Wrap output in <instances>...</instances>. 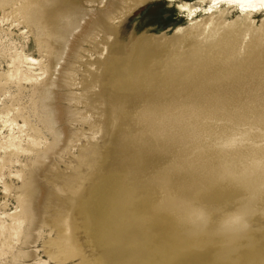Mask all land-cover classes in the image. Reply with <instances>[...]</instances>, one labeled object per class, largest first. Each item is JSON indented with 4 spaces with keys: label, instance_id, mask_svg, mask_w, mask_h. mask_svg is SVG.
<instances>
[{
    "label": "rangeland",
    "instance_id": "rangeland-1",
    "mask_svg": "<svg viewBox=\"0 0 264 264\" xmlns=\"http://www.w3.org/2000/svg\"><path fill=\"white\" fill-rule=\"evenodd\" d=\"M77 5L88 9L87 28L67 82L74 94L91 96L92 113L84 104H72L79 110L77 120L60 121L65 144L38 172L43 185L38 210L48 226L37 242L23 246L30 255L26 264H264V191L240 180L260 174L253 172L249 159L261 139L238 149L222 143L235 134H262L264 99L215 102L186 86L166 87L161 80L170 52L166 41L177 28L193 24L173 1L63 0L61 7ZM48 10L55 15V6ZM11 19L14 15L0 25V32L7 31L47 67L50 55L41 48L36 29L19 17L10 27ZM106 23L119 32L108 43L102 32L95 34ZM7 60L0 56V110H9L21 126L28 122L23 133L14 130L15 137L42 140L37 147L22 142L32 152L20 160L30 164L51 143L31 108L36 86L47 75L37 84L20 86L8 79ZM221 66L217 62L212 68ZM145 110L157 113L150 116ZM7 130L0 119V143ZM3 197L0 183V206ZM6 200V209H14L12 195ZM68 220L74 223L80 251L71 258L66 256ZM117 230L123 231L120 257L111 254L113 245L106 239Z\"/></svg>",
    "mask_w": 264,
    "mask_h": 264
},
{
    "label": "bare ground",
    "instance_id": "bare-ground-1",
    "mask_svg": "<svg viewBox=\"0 0 264 264\" xmlns=\"http://www.w3.org/2000/svg\"><path fill=\"white\" fill-rule=\"evenodd\" d=\"M171 1L193 24L185 29L177 28L176 33L166 41L165 45L170 52L168 51L165 63V76L161 79L166 87L171 88L172 85V88L176 89L186 86L194 94L205 95L202 98L213 97L215 102L264 99V18L259 20L264 17V0H197L194 3L189 0ZM62 3L63 0H0V12L3 13L0 16V25L5 26L13 15L10 27L17 23L18 17L23 19L28 27L36 29L41 48L48 50L50 55L49 63L44 67L43 58L28 55L22 45L19 46L14 38L8 36L7 31L0 32V56L8 58L7 77L10 81L20 86L37 84L45 74L47 75L40 85L36 86L31 108L38 123L51 139L45 150L30 158V164H22L20 156L32 152L29 147H24L22 142L27 141L32 147H37L42 144V140L35 136H28L27 140V137L22 139V135L15 137L14 130L23 133V127L27 126L28 122L24 121L21 126L10 117L9 110H0V119L4 128L8 129L3 137L4 142L0 143V153L3 152V155H0V183L4 193L0 206V261L4 264H26L30 255L23 246L37 242L43 237L42 230L48 226L38 210V198L43 189L38 180V172L45 165L46 159L61 147L60 144H65L66 131L60 129L61 119L66 117L72 122L77 120L79 110L73 108L72 104H84L86 112L92 113L91 96L88 93L80 96L74 94L67 82V73L77 58V46L81 45L84 39L88 9L83 5L64 9L61 7ZM51 6L56 9L54 16L50 14L52 11L48 10ZM233 12H236L237 16L233 17ZM115 18L117 17H112ZM8 29L9 26L6 30ZM96 31V36L100 32L103 33V39L107 43L112 35L119 34L117 28L109 23L103 24V28ZM165 36L159 39L162 40ZM217 62H222L223 66L212 68ZM249 76L252 79H249ZM101 82L103 83V75ZM154 83L153 79H148L151 89L154 88ZM15 109L19 110L18 107ZM100 111L99 114L103 115V110ZM145 112L150 116L157 113L154 110ZM260 132L262 134L253 136L235 134L227 137L222 143L238 149L244 142L252 141L256 146L258 142L255 138L261 139L262 144L256 146L249 159L253 172L257 170L259 177L242 176L240 180L264 191V129ZM16 164L20 167H16ZM257 177L260 179L258 184ZM14 178L18 180L17 185H13ZM11 195L15 204L14 209L8 211L6 199ZM102 198L103 195L98 198L95 207L97 215L102 212ZM198 215L204 214L200 212ZM234 222L241 225L240 219H234ZM64 225L69 231L66 236V256L75 257L80 251L74 239V223L68 220ZM122 234L123 231L117 230L109 232L106 236V239L112 242L111 254L114 256L120 257L125 251L122 246ZM46 263L39 261V264Z\"/></svg>",
    "mask_w": 264,
    "mask_h": 264
}]
</instances>
